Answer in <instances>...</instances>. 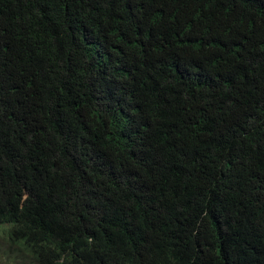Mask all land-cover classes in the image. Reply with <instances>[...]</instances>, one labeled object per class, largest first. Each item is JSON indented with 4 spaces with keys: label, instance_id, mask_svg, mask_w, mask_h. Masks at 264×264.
I'll use <instances>...</instances> for the list:
<instances>
[{
    "label": "trees",
    "instance_id": "16d2710c",
    "mask_svg": "<svg viewBox=\"0 0 264 264\" xmlns=\"http://www.w3.org/2000/svg\"><path fill=\"white\" fill-rule=\"evenodd\" d=\"M5 264H264V0H0Z\"/></svg>",
    "mask_w": 264,
    "mask_h": 264
},
{
    "label": "rangeland",
    "instance_id": "374dc122",
    "mask_svg": "<svg viewBox=\"0 0 264 264\" xmlns=\"http://www.w3.org/2000/svg\"><path fill=\"white\" fill-rule=\"evenodd\" d=\"M0 245H1V243H0ZM6 254H7L6 252L0 250V264H5V256L4 255H6Z\"/></svg>",
    "mask_w": 264,
    "mask_h": 264
}]
</instances>
